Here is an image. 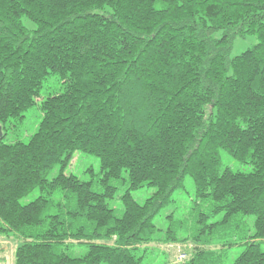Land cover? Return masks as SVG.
I'll list each match as a JSON object with an SVG mask.
<instances>
[{"label": "trees", "instance_id": "16d2710c", "mask_svg": "<svg viewBox=\"0 0 264 264\" xmlns=\"http://www.w3.org/2000/svg\"><path fill=\"white\" fill-rule=\"evenodd\" d=\"M49 75L61 90L40 97ZM38 98L36 130L6 140ZM220 150L251 170H220ZM76 151L98 157L100 191L65 173ZM123 172L117 217L107 201ZM186 175L213 207L164 264H222L232 244L204 243L238 214L253 231L232 264H264V0H0V238L13 264H141ZM142 187L154 191L139 202Z\"/></svg>", "mask_w": 264, "mask_h": 264}, {"label": "rangeland", "instance_id": "374dc122", "mask_svg": "<svg viewBox=\"0 0 264 264\" xmlns=\"http://www.w3.org/2000/svg\"><path fill=\"white\" fill-rule=\"evenodd\" d=\"M25 24H30L24 19ZM256 42L254 35H248L245 38H236L233 42L230 52L231 56L241 53ZM61 90V83L59 78L55 75H49L42 83L40 90V97H44L50 93ZM40 98L37 99L35 105L28 108L24 113V119L18 124H13L8 130L6 140L19 139L27 141L30 135L36 130L37 125L41 119V110L39 108ZM220 170L223 168H230L233 171H250L251 166L249 164L241 163L235 160L226 151L220 150ZM56 172V169H51L48 177H52ZM65 173H72L80 178L82 181H88L91 183L92 188L95 191L101 190L99 179L101 177L100 165L98 157L90 154H85L76 151L67 166ZM111 184L116 185L117 191L113 199L107 201L108 205L114 209L115 216L122 215V204L120 195L127 188V175L122 173L119 179H112ZM154 189L152 187H142L140 189L132 191L133 197L142 202L145 198L149 197ZM63 191H55L51 198L53 201L59 199L66 200L63 195ZM40 194L38 189L33 190L26 197L22 199V202H28L33 200ZM67 199L73 201V197L67 195ZM213 207V202L210 199H198L195 195L194 183L189 175H186L183 179V186L176 189L172 193V201L162 208L160 213L154 218V223L158 230L155 232L154 239L151 242L145 243L147 250L144 253L141 264H164L170 261L169 250L167 245L163 243L164 238L168 234L167 229L172 228L175 234V244L180 243L183 238H190V235L194 232L197 226L202 223L197 222L199 212L210 213ZM222 213L214 214L206 219V223H211L215 220H220ZM253 215H241L235 216L228 224L219 225L212 229V240L209 244L204 243L205 247L209 249H218L219 245L223 242L231 243L232 245L223 254L222 264H232L234 258L240 253L242 249L241 239L245 236H250L253 231ZM206 232H209L208 228H205ZM203 235V234H202ZM204 236V235H203ZM248 239V238H247ZM0 264H13V244L9 241L0 239ZM177 246V245H175ZM203 246V245H201ZM84 245H74L68 251L71 255H80L85 252ZM182 251V245H180L178 253ZM105 264V263H101Z\"/></svg>", "mask_w": 264, "mask_h": 264}, {"label": "crops", "instance_id": "0c3cea01", "mask_svg": "<svg viewBox=\"0 0 264 264\" xmlns=\"http://www.w3.org/2000/svg\"><path fill=\"white\" fill-rule=\"evenodd\" d=\"M0 239H2V238H0ZM3 240H5L6 242L8 241H10V240H6V239H3ZM11 242V241H10ZM0 243H1V241H0ZM12 243V242H11ZM13 244V243H12ZM165 245H167V248H168V250H169V256H170V260H174L175 258H176V256H177V250H179V248H180V245H186V244H175V243H165ZM175 245H177V246H175ZM14 246V245H13Z\"/></svg>", "mask_w": 264, "mask_h": 264}, {"label": "built area", "instance_id": "2783aa9c", "mask_svg": "<svg viewBox=\"0 0 264 264\" xmlns=\"http://www.w3.org/2000/svg\"><path fill=\"white\" fill-rule=\"evenodd\" d=\"M185 257V255L181 252L178 253V255L176 256L177 259H183Z\"/></svg>", "mask_w": 264, "mask_h": 264}]
</instances>
